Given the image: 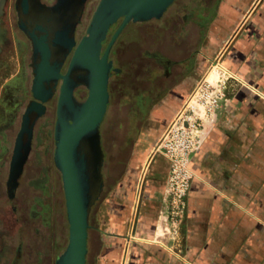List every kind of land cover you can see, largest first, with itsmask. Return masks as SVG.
<instances>
[{"label": "crops", "instance_id": "obj_1", "mask_svg": "<svg viewBox=\"0 0 264 264\" xmlns=\"http://www.w3.org/2000/svg\"><path fill=\"white\" fill-rule=\"evenodd\" d=\"M218 1L197 64H218L231 78L191 155L178 235L156 237L166 173L162 156L149 155L99 200L93 264H264V0ZM187 74L214 77L195 66ZM184 78L174 104L149 114L156 135L189 91Z\"/></svg>", "mask_w": 264, "mask_h": 264}, {"label": "rangeland", "instance_id": "obj_2", "mask_svg": "<svg viewBox=\"0 0 264 264\" xmlns=\"http://www.w3.org/2000/svg\"><path fill=\"white\" fill-rule=\"evenodd\" d=\"M50 1L45 0L47 3ZM97 1L89 0L86 4L80 21L75 27V41H78L79 37L84 34V29ZM13 2L14 0H2L0 4L2 7V13L0 14L2 24L0 26L3 27V30L5 29L8 38H10L12 32H14V36L18 35L15 26L16 14ZM218 2V0H173L170 7L178 8L179 17L182 13L187 17L182 26L183 33H180L176 37L178 39H176L165 32V37L160 41V46L164 50H171V40L176 39L179 43L184 42V46L188 47L189 51L192 50L193 67H197L201 75L208 73L212 66L210 62H206L204 66H198L197 63L201 59V45L204 43V38L212 23L213 16L211 17V13L215 11L214 8ZM198 14L202 18L206 16V21L202 19L205 24L199 28L194 23L198 20ZM144 25L146 24L143 21L130 22L116 38L119 41L117 48H119L118 52L120 51L122 59L128 60L136 49L145 48L147 38L145 31L142 30ZM113 28L114 26L109 30L105 41L109 39L108 37L112 34ZM130 30H134L135 33H129ZM153 36L155 40L157 35L154 34ZM8 44L10 45L11 57L0 56L1 77L4 66L8 68L7 77L17 69L11 38ZM3 47L4 45L0 44L1 51H3ZM24 50L23 62L26 66L31 52L28 41H25ZM66 63L67 59L63 67ZM185 64L184 77L186 78H184V84L187 86L192 82L189 86L190 91L201 77H195L190 82L191 79L188 78L191 77L187 73L190 71L191 74L194 68L191 64L188 65V62ZM24 70L25 84L27 85L30 79L29 69L25 68ZM1 77L0 85L4 79ZM182 80L183 78L180 81L177 80L172 84H167L166 90L160 93L158 101L149 107L146 111L147 114H138L136 117H134L136 115L135 111L130 107L131 104H121L118 102L116 95L110 98L100 122L103 152L101 174L104 185L99 199L92 206L89 226L93 224V217L99 200L111 189L112 185L122 176L128 175L131 166L133 169L137 168L139 172L141 166L143 165V169L146 165L152 148H148L149 144L152 143L153 146L161 133L156 135V132L153 131L149 114L157 107L168 108V106L174 104L176 97L181 93L177 92L176 87L183 84ZM74 94L77 99H81L85 97L86 90L82 86H78L75 88ZM56 95L57 91L48 102L46 112L36 125L32 147L23 163L21 173L16 179V185L12 189H8L6 183L19 122L15 119L9 126L0 128V264H53L55 257L66 243L67 222L61 179L52 161L54 147L52 130ZM155 135L156 138L153 140ZM89 226L87 227L86 237V264H93L95 243L88 238L91 231Z\"/></svg>", "mask_w": 264, "mask_h": 264}, {"label": "water", "instance_id": "obj_3", "mask_svg": "<svg viewBox=\"0 0 264 264\" xmlns=\"http://www.w3.org/2000/svg\"><path fill=\"white\" fill-rule=\"evenodd\" d=\"M85 1L13 2L17 27L31 46L30 91L34 100L27 104L22 114L6 184L8 189L16 185L30 147L33 122L44 111L42 103L50 99L48 91L55 90L59 81L52 130V161L61 179L67 239L53 264H85L89 212L103 187L99 124L108 100L109 50L126 23L159 18L173 0H98L84 34L75 41L74 31ZM118 18L120 22L102 48L109 26ZM67 56L65 69L61 71ZM78 86L86 90L82 100L74 95ZM36 89L43 93L42 96L35 94ZM31 103L36 112L25 131Z\"/></svg>", "mask_w": 264, "mask_h": 264}, {"label": "flooded vegetation", "instance_id": "obj_4", "mask_svg": "<svg viewBox=\"0 0 264 264\" xmlns=\"http://www.w3.org/2000/svg\"><path fill=\"white\" fill-rule=\"evenodd\" d=\"M43 1L45 2V0ZM88 1L89 0H86L84 2L83 10H85ZM1 2L2 0H0V4ZM51 2L52 0L49 3L46 2V4H50ZM171 4L168 5V7L163 11L159 18H151L149 20L143 21L146 24L142 28V30L145 31L147 38V41H145V48L136 49L135 53L128 60L122 59L120 51L118 52L119 48H117V43L119 41H117L116 39L113 42V55L108 53V59L111 60V69L109 72L110 81L109 83L107 81L108 100L106 108L110 98L116 95L118 102H120L121 104L126 103L132 105L130 107L135 111L136 114L134 117L138 116V114H147L146 111H148L149 107L153 103H156L158 101L160 93L166 90L167 84H172L177 80L180 81V79L184 77V73L186 70L185 63L188 62V65L191 64L193 67L192 50L189 51L188 47L184 46V42L179 43L176 40L178 39L176 37H178L180 33H183L182 26L184 25L187 17L186 15H184V13H182L179 17L177 12L178 8H171ZM1 13L2 7L0 5V14ZM197 17L198 20L194 21V23H196L199 28L205 24L202 19L206 21V16L202 18L198 14ZM119 22L120 19L116 20L115 23L109 26L105 35V39L112 26L116 28ZM0 24H2V22H0ZM129 24L130 22L126 23L122 31L125 30V28ZM15 26L18 35L16 34V36H14V32H12L10 38L12 41V48L14 49V55L17 61V69L14 73L10 74L7 77L8 68L3 65L4 70L2 73V77L0 76L1 78H4L3 82L0 85V128L9 126L15 119H17L19 122V128L21 117L25 107L31 100H34L30 91L32 80V72L29 64L31 52L29 54V62L26 63V66L23 62L25 53V41L29 42V40L17 27L16 21ZM131 32H133L132 34L135 33L134 30H130L129 33ZM165 32H168L169 36H172V38H176L174 39V41H170V45L172 47L171 50H164L160 46V41L165 37ZM154 34L157 35V38H155V40L153 36ZM10 38L6 36L5 29L3 30V27L0 26V44L4 45L3 51H1L2 49L0 50V56L6 58L11 57L9 48L10 45L8 44L10 42ZM105 39L102 41V48L106 45L107 40H109L107 39L105 41ZM29 49L31 50L30 42ZM64 67H62L61 71L64 70ZM25 68L29 69L30 76L29 83L27 85L25 84ZM125 91L126 93L124 94ZM50 99L42 103L44 105V111L40 116L36 117L33 122L28 154L32 147V140L36 125L39 119H41L46 112L47 104ZM99 140L101 146L100 124Z\"/></svg>", "mask_w": 264, "mask_h": 264}, {"label": "built area", "instance_id": "obj_5", "mask_svg": "<svg viewBox=\"0 0 264 264\" xmlns=\"http://www.w3.org/2000/svg\"><path fill=\"white\" fill-rule=\"evenodd\" d=\"M211 71L214 77H202L197 81L172 114L150 151V155L162 156L166 173L164 194L167 209L160 225H156V237L167 236L175 240L178 235L191 178L188 167L191 155L201 143L204 123L211 120L219 101L225 98L231 75L215 63Z\"/></svg>", "mask_w": 264, "mask_h": 264}, {"label": "bare ground", "instance_id": "obj_6", "mask_svg": "<svg viewBox=\"0 0 264 264\" xmlns=\"http://www.w3.org/2000/svg\"><path fill=\"white\" fill-rule=\"evenodd\" d=\"M58 84H59V81H57V83L55 85V90H53L52 92H50V90L48 91V94L50 93V97L49 98H51L53 96V94H55ZM35 94L38 95V96H42L43 93L37 91V89H36L35 90ZM35 112H36V107H35L34 104L31 103L30 108H29V110H28V112L26 114L27 120L25 121L26 122V125H25V128H24L25 131H27V128L29 127L30 121H31L32 117L34 116ZM25 136H26V134H25ZM16 170H17V166L14 168L13 174L15 173Z\"/></svg>", "mask_w": 264, "mask_h": 264}, {"label": "trees", "instance_id": "obj_7", "mask_svg": "<svg viewBox=\"0 0 264 264\" xmlns=\"http://www.w3.org/2000/svg\"><path fill=\"white\" fill-rule=\"evenodd\" d=\"M122 29H123V28H122ZM121 32H122V30L120 31V33H121ZM120 33H119V34H120ZM119 34H118V35H119ZM117 37H118V36H117ZM117 37H116V38H117ZM114 41H115V40H114ZM114 44H115V43H114ZM104 47H105V46H104ZM104 47H103V48H104ZM113 48H114V45H113V46L110 48V50H109V54H111V55H113V52H112ZM67 57H69V56H67ZM67 61H68V58H67ZM65 66H66V65H65ZM64 69H65V67H64ZM109 81H110V76L108 77V83H109ZM108 83H107V85H108ZM107 88H108V86H107ZM74 95H75V94H74ZM75 97H76V96H75ZM83 98H84V97H83ZM83 98H81V99H79V100H82ZM103 185H104V183H103ZM102 191H103V187H102V190H101V192H100V194H99L97 200L99 199V197H100ZM95 202H96V201H95ZM95 202H94V203H95ZM93 205H94V204H93ZM93 205H92V206H93ZM92 206H91L90 212H91V210H92ZM90 212H89V216H90ZM88 226H89V217H88ZM61 250H62V249H61ZM60 252H61V251H60ZM60 252H59V253H60ZM86 252H87V248H86ZM85 264H86V254H85Z\"/></svg>", "mask_w": 264, "mask_h": 264}]
</instances>
